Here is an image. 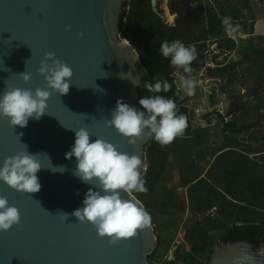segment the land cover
<instances>
[{
  "label": "water",
  "instance_id": "water-1",
  "mask_svg": "<svg viewBox=\"0 0 264 264\" xmlns=\"http://www.w3.org/2000/svg\"><path fill=\"white\" fill-rule=\"evenodd\" d=\"M125 1L0 0V95L6 86L51 93L45 114L39 120L29 118L25 127L14 128L8 118L0 117V167L5 158L25 151L24 145L30 154H39L41 164L36 174L39 192H19L0 181V196L20 213L18 225L0 232V264H148L157 245L154 224L137 230L134 238L110 244V238L99 236L90 222H78L71 215L83 207L89 188L99 189L75 175L74 156L65 158L74 146L75 131L87 128L90 142L101 138L120 152L138 155L142 176L147 169L145 151L151 137L145 135L130 145L106 125L118 99L142 111L138 90L145 71L138 67L137 51L120 36ZM151 2L157 12L156 0ZM49 52L72 69L66 95L49 89L37 71ZM45 62L51 65L50 60ZM25 71L31 75L28 82L18 75ZM60 166L65 171H52ZM122 196L130 199L126 193ZM142 197L147 207L135 199L150 212L152 195ZM261 249L262 241L220 242L212 246L205 264H264ZM243 256L254 260H236Z\"/></svg>",
  "mask_w": 264,
  "mask_h": 264
},
{
  "label": "trees",
  "instance_id": "trees-1",
  "mask_svg": "<svg viewBox=\"0 0 264 264\" xmlns=\"http://www.w3.org/2000/svg\"><path fill=\"white\" fill-rule=\"evenodd\" d=\"M168 11L173 15L171 23L153 10L151 0H130L125 2L120 19V36L127 39L137 51L140 57L138 67L146 70L138 90L140 99L154 95L144 88L145 82L155 83L152 78L161 77L172 87L170 91L158 94L177 104L178 115H186L188 125L183 136L175 138L173 148L161 146L153 138L150 139L145 151L147 169L142 176L148 190L134 195L144 203L143 194L151 195L161 189L163 206L159 207V202H155L160 210L169 211L170 215L174 209L185 212V204L178 201L177 193L170 187L166 176L169 154H176L179 161L176 182L180 187L187 188L190 219L183 240L175 245L171 253L172 258L167 257L159 264H179L181 261L204 264L201 258L184 252L182 243L191 238L192 243L205 246L230 241L264 242V217L259 211L243 206L230 213L226 208L227 198L243 204L245 191L258 199L264 197V129H256L263 118L260 106L252 105L251 120H241L237 116L240 113L246 115L245 96H252L259 101L258 91H264V77L262 73L255 74L254 87L245 88L243 94L236 88L227 90L220 82L230 100L223 114L214 110L218 128V133H214L210 126H193L194 114L186 105L188 96H182L175 82L176 72L181 76L186 74L183 69L173 67L170 58L160 54V45L165 40H180L186 46L195 45L198 56L191 64L193 72L204 67L211 54L213 66H208L206 73L212 78L226 76L231 80L233 72L242 65L241 61L227 62L228 53L237 47L233 36L242 33L252 37L256 11L250 0H169ZM225 18H231L230 23L237 27L233 36L227 35L225 31L222 23ZM260 39L259 47L254 46L249 39L250 48L242 57L252 66L264 58V36ZM211 45H214L212 49ZM213 50L219 52L216 54ZM220 55L223 57L218 59ZM142 111H145L143 107ZM209 117V112L204 115L205 119ZM194 146H199L202 154L196 164L188 165L182 159L186 151ZM202 161H206L205 166H197ZM147 212L151 223L155 224L151 213ZM218 230H221L219 237L210 242V234ZM156 236L157 246L148 255V264H156L151 261L159 247L160 239ZM181 252H184L182 256Z\"/></svg>",
  "mask_w": 264,
  "mask_h": 264
},
{
  "label": "clouds",
  "instance_id": "clouds-1",
  "mask_svg": "<svg viewBox=\"0 0 264 264\" xmlns=\"http://www.w3.org/2000/svg\"><path fill=\"white\" fill-rule=\"evenodd\" d=\"M230 19L225 18L222 23L227 35L233 36L237 27L230 23ZM66 30H70V26H67ZM160 54L164 58H170L173 67L183 69L186 75L180 77V88L187 96H194L197 82L192 78L191 64L198 56L195 45L186 46L180 40H165L160 45ZM48 60L51 65L45 62ZM37 71L52 91L60 95L69 92L72 69L66 63L54 59L53 53H45V60L41 61ZM18 75L25 82L31 79L30 73L26 71ZM152 79L155 83L146 81L144 88L154 95L144 96L139 100L145 111H139L118 99L116 107L110 113L111 118L106 121V125L113 126L119 134L128 139L130 145H135L147 135L161 146H166L175 138L183 136L187 129V117L184 114L178 115L177 104L172 99L158 94L170 91L172 85L159 76ZM131 81L139 86L136 81ZM50 95V91L46 89L37 88L33 92L31 89H9L6 86L0 95V117L8 118L10 126L14 128L17 125L25 127L29 118L39 120L45 114L46 102ZM75 137L74 146L66 153L65 158L71 159L74 156L77 160L75 175L82 182L99 190L89 188L83 207L76 209L71 215L76 217L78 222H90L99 236L110 238V244L134 238L138 234L137 230L150 228V214L139 205L133 195L148 190L141 175V158L135 154L120 152L112 143L101 138L90 142L87 128L76 130ZM24 147L25 151L4 159L0 167V181L16 191L36 193L41 189L36 175L41 170V164L36 158L39 154H30L27 146ZM52 171L63 172L65 166L54 168ZM122 193H126L130 199L123 198ZM61 213L65 218H69L68 214ZM19 223V210L15 206H9L8 200L0 196V232H7ZM260 253L264 256V249H261ZM236 260L252 261L254 257L243 256L237 257Z\"/></svg>",
  "mask_w": 264,
  "mask_h": 264
},
{
  "label": "rangeland",
  "instance_id": "rangeland-1",
  "mask_svg": "<svg viewBox=\"0 0 264 264\" xmlns=\"http://www.w3.org/2000/svg\"><path fill=\"white\" fill-rule=\"evenodd\" d=\"M130 0H126L125 2H128ZM168 1L169 0H156L155 7L158 13H161L163 15V18L165 21L171 23L173 20V15L169 14L168 11ZM213 2V0H211ZM254 4V9L256 11V21L254 24V31L256 29V24L258 23V33H253L252 37L247 34L238 33L236 36H233L236 40L237 47L227 55V62H234V61H241L242 65L238 67L236 71L233 72V76L230 78L231 80H228L226 76L220 77L219 79L222 81V83L225 85L227 90H231L232 88H236V90H240V94H243L244 89L247 87H254V75L257 73H262L264 77V58L257 63L255 66H252L251 64H248L247 61L243 60V54L246 53L247 50L250 48L249 39H251L254 43V46L259 47L261 44V37L264 36V0H250ZM263 19V20H261ZM260 21V22H258ZM261 32V33H260ZM214 45H211L210 48L212 49ZM219 51L213 50V53H218ZM211 54L208 55V61L211 62ZM223 55H220L218 59H221ZM213 64V63H212ZM212 67V66H211ZM206 69L202 70L199 69L197 71H194L192 74V78L196 80L197 87L195 89V95L189 97L186 101L187 108L189 110L193 111V126L202 125V126H210L214 129V133H218V128L216 127V115L214 114V110L219 109L222 112H225L226 104H228V101L230 98L228 97L227 92H224V89L221 85L217 87H213L210 89V93L206 91V88H202L198 84L197 76L203 72L202 75H205L206 77L209 76L206 71ZM180 73L176 72L175 74V82L178 88L181 90L182 96H187L183 89L180 88ZM230 81V82H228ZM212 93V94H211ZM246 93V92H245ZM211 94V95H210ZM214 94V95H213ZM259 101L254 100L252 96H245L243 99L246 104V115L242 116V113L237 115L241 120L242 119H252V105L258 104L261 109V113L263 115V118L261 122L256 126L257 130H263L264 129V91H258ZM220 98L224 99L225 103L222 105V102H220ZM217 111V110H216ZM210 113V117L208 119L204 118V115L206 113ZM175 140V139H174ZM172 143L169 144L170 148H173L175 145ZM177 147V146H176ZM202 151L199 146H194L186 151V153L183 156V161L190 165L192 163L196 164L199 157L201 156ZM178 157L174 153L169 154V162L166 168V176L168 177V183L170 184V187L173 188L177 193V199L180 203L185 204V212L174 209V213L172 215L169 214V211L166 210H160L159 207H162V201L161 196L163 195V192L161 189L157 192H154L152 195L153 202L150 206V213L155 221V230L156 233L160 239L159 241V247L157 248V251L153 254L151 261L153 263L159 264L166 260L167 257L170 258L172 256V252L175 249V245L180 243L183 239V234L185 230L187 229V223L190 219V212L188 210V201H187V188H182L180 185L176 182V175L178 170ZM206 161L199 162L197 166L202 167L205 166ZM243 204H238L235 201H231L230 199H226V208L230 213L236 210L237 207H243L245 208H254L257 211H259L263 217H264V197L263 198H255L253 195H251L250 192L245 191L243 196ZM155 202H159L156 204ZM179 204V203H178ZM245 204V205H244ZM221 233V230L212 232L210 234V242L215 241ZM195 246V243H192V238L189 240H186V242H183L181 245V249L185 251V248H188L190 250H193V246ZM157 246V245H156ZM200 249L201 246H198ZM212 248L211 245H206L205 251H210ZM184 254V252H181V256ZM199 254V253H197ZM204 262H206V256L203 257ZM182 262V261H181ZM179 264H183V263Z\"/></svg>",
  "mask_w": 264,
  "mask_h": 264
},
{
  "label": "built area",
  "instance_id": "built-area-1",
  "mask_svg": "<svg viewBox=\"0 0 264 264\" xmlns=\"http://www.w3.org/2000/svg\"><path fill=\"white\" fill-rule=\"evenodd\" d=\"M208 66H213L212 63H206L204 67H202L201 69L204 70L206 69ZM202 73H200L198 76H197V79H198V84L202 87V88H206L208 94L210 93V89L213 88V87H217L220 85V82L221 80L219 78H212V77H206L205 75H202ZM212 94V93H211ZM210 94V95H211ZM220 102H222V105H224V99L220 98ZM216 110L220 113H224V111L222 112L221 110L217 109ZM215 110V111H216ZM193 246V250H190L188 248H185V251L184 252H188V253H191V254H195V253H199L198 254V258H201L202 261L204 262L203 260V257L204 256H207L208 252L205 251L206 250V246L203 245V244H195L194 245H191ZM198 246H201L202 248L200 249ZM183 264H188L187 262L183 263ZM205 264V262H204Z\"/></svg>",
  "mask_w": 264,
  "mask_h": 264
},
{
  "label": "crops",
  "instance_id": "crops-1",
  "mask_svg": "<svg viewBox=\"0 0 264 264\" xmlns=\"http://www.w3.org/2000/svg\"><path fill=\"white\" fill-rule=\"evenodd\" d=\"M261 20H263V19H261ZM258 22H260V21H258ZM257 26H258V23L256 24V29H255V31H254L255 33H258V32H259ZM260 33H261V32H260ZM224 103H225V101H224Z\"/></svg>",
  "mask_w": 264,
  "mask_h": 264
},
{
  "label": "flooded vegetation",
  "instance_id": "flooded-vegetation-1",
  "mask_svg": "<svg viewBox=\"0 0 264 264\" xmlns=\"http://www.w3.org/2000/svg\"><path fill=\"white\" fill-rule=\"evenodd\" d=\"M209 252V251H208ZM191 254V253H190ZM192 255H194V256H197L198 257V254L197 253H195V254H192ZM188 263V262H187Z\"/></svg>",
  "mask_w": 264,
  "mask_h": 264
}]
</instances>
